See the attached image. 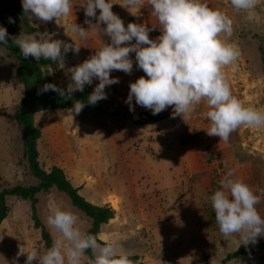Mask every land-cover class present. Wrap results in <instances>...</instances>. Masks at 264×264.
<instances>
[{"label":"rangeland","instance_id":"obj_1","mask_svg":"<svg viewBox=\"0 0 264 264\" xmlns=\"http://www.w3.org/2000/svg\"><path fill=\"white\" fill-rule=\"evenodd\" d=\"M83 2L71 0L72 11L58 20L43 22L33 18L29 22L34 32L56 33L54 40L79 47L78 53H64L62 47L63 67L59 63L58 69H47L58 85L67 87L72 82L67 70L94 55L102 41L111 43L110 37L103 34L106 24L101 22L91 31L85 23L89 19L97 24V18L85 16ZM109 2L125 27L129 23L143 24L150 29V39L161 35L148 0H143L142 8H126L125 0ZM202 2L226 12L233 20L230 42L240 56L224 69L232 94L245 106L264 109V0H259L252 21L246 20L244 13L236 12L229 0ZM74 24L89 31L87 40L72 32ZM16 30L18 36L26 33L21 23ZM129 57L133 61L131 74L112 70L110 77L118 78L119 83L105 87L111 97L103 107L110 115L60 110L34 115L35 126L41 132L37 142L39 163L46 171L53 166L61 168L86 201L107 205L115 211L114 219L100 227L99 243L118 241L129 256H139L142 264H223L226 256L243 244L240 234L224 237L220 233L209 197L231 171L260 196L256 208L264 217V130L244 125L233 131L227 141L210 136L206 102L175 118L174 106H168L158 114L166 119L144 125L141 121L146 117L141 114L152 111L137 105L134 98L133 111L125 103L130 83L141 76L147 78L137 66L135 53ZM16 67L15 57L0 44V189L38 183L23 159L26 134L15 120L23 97ZM98 83L93 78L92 84L84 88ZM113 112L121 114L112 115ZM37 199V216L52 241L56 233L46 223L52 204L74 212L79 218L78 227L85 232L89 229L91 221L64 194L51 189L39 193ZM114 200L116 208L112 205ZM7 204L9 213L0 225V264H25L27 252L33 247L41 255L46 248L40 230L34 226L30 203L9 197ZM263 240L264 236H258L255 244L248 245H258ZM21 247L26 253L18 256ZM263 255L264 251L247 254L224 264H264ZM81 264H90L87 256Z\"/></svg>","mask_w":264,"mask_h":264},{"label":"clouds","instance_id":"obj_2","mask_svg":"<svg viewBox=\"0 0 264 264\" xmlns=\"http://www.w3.org/2000/svg\"><path fill=\"white\" fill-rule=\"evenodd\" d=\"M238 13L245 19L255 18V8L259 0H229ZM152 14L158 20L161 35L149 38L150 29L143 24L123 21L113 13L109 0H84L81 6L86 17H96L97 24L85 19L91 31L99 23L106 24L103 34L110 37L111 43L96 49L95 54L81 64L69 68L71 83L66 89L55 84H45L40 92L54 91L59 95L71 96L91 85L93 78L99 80L88 97L89 104L107 99L106 86L119 83L110 77L112 70L131 74L133 61L129 54L135 53L138 68L147 78L141 76L130 83V91L125 103L130 111L135 103L150 109L153 115L174 106L173 118L190 113L196 105L206 102V117L210 122L207 134L218 136L227 141L230 134L241 126L247 125L264 130V109L251 105L245 106L230 89L224 69L233 65L240 56L238 48L230 42L233 35V20L226 12L209 7L202 0H148ZM143 7V0H125L124 7ZM71 0H22L24 16L48 22L67 16L72 11ZM97 9L99 16L97 17ZM9 23H14L9 17ZM72 32L87 40L88 32L77 24ZM56 33L29 32L10 37L12 43L25 57L41 58L59 62L63 67L61 48L79 52V47L53 39ZM9 33L0 26V44L8 45ZM135 40V43H130ZM127 45V46H122ZM84 102L73 103L74 112L79 113ZM220 187L209 197L215 213V221L224 237L240 234L239 239L247 246L255 244L258 236H264V217L257 211L260 196L240 178L229 171L220 180ZM78 216L61 206L52 204L47 225L56 236L51 247L41 255L35 247L27 252L25 264H81L85 253L90 250V264H134L127 250L118 241L99 243L97 238L78 227ZM23 247L18 252L25 254Z\"/></svg>","mask_w":264,"mask_h":264},{"label":"trees","instance_id":"obj_3","mask_svg":"<svg viewBox=\"0 0 264 264\" xmlns=\"http://www.w3.org/2000/svg\"><path fill=\"white\" fill-rule=\"evenodd\" d=\"M9 17L13 18L14 23H9ZM21 23L26 33L34 32V28L29 24V20L24 16L22 9V0H0V26L7 29L9 33L8 45L3 47L9 51L16 59L17 67L15 71L16 79L23 88V97L20 100L16 113L15 120L17 125L25 131V141L23 145V159L27 163L28 171L33 175L38 183L35 186H23L17 184L10 187L0 189V225L7 218L9 207L7 199L15 197L22 201H28L31 207L32 219L34 226L40 230L41 239L45 248L51 247L52 238L49 231L39 220L36 213V204L38 202L37 195L41 192H48L55 189L64 194L70 201L71 205L80 213L85 215L90 221V227L86 231L94 235L98 239L100 227L114 219L115 211L111 207L97 206L86 201L80 194L79 188L74 187L67 179L63 170L53 166L49 171L44 170L39 163V152L37 142L41 138L40 130L35 126L34 115L46 110L60 111H75L73 103L76 100L83 101L84 107L81 111L98 112L100 114L110 115L111 113L103 107L104 102H108L111 97V92L104 89L107 94V99L99 100L95 104L87 102L88 97L93 92L95 87H86L84 90L74 92L71 96L67 94L59 95L57 92L48 91L40 92L39 90L45 84H55L61 89H66L64 85H58L52 80L47 69L56 70L59 67V62L49 60H41L38 62L33 57L25 58L20 54L19 49L12 43L10 37L18 36L16 25ZM121 113L113 112L112 115H120ZM146 119L141 123L150 125L166 119V116L153 115L152 112L143 113ZM264 251V240L258 245H240L236 252L229 254L223 260V264L231 259H243L247 254H258ZM91 251L88 250L85 256L90 260ZM264 257V255H263ZM134 264H142L139 256H129Z\"/></svg>","mask_w":264,"mask_h":264},{"label":"bare ground","instance_id":"obj_4","mask_svg":"<svg viewBox=\"0 0 264 264\" xmlns=\"http://www.w3.org/2000/svg\"><path fill=\"white\" fill-rule=\"evenodd\" d=\"M112 205H113V207H115V208H116V207H117V205H118V204H117V201H116V200L112 201Z\"/></svg>","mask_w":264,"mask_h":264},{"label":"water","instance_id":"obj_5","mask_svg":"<svg viewBox=\"0 0 264 264\" xmlns=\"http://www.w3.org/2000/svg\"><path fill=\"white\" fill-rule=\"evenodd\" d=\"M142 116H145V115H142Z\"/></svg>","mask_w":264,"mask_h":264}]
</instances>
